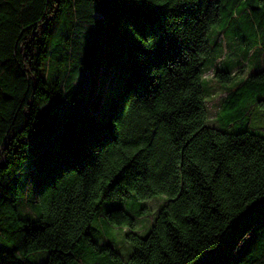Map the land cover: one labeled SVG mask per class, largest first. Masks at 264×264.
<instances>
[{"label": "trees", "instance_id": "obj_1", "mask_svg": "<svg viewBox=\"0 0 264 264\" xmlns=\"http://www.w3.org/2000/svg\"><path fill=\"white\" fill-rule=\"evenodd\" d=\"M211 72L243 74L227 129ZM260 103L264 0H0V264H264ZM158 195L138 230L124 200Z\"/></svg>", "mask_w": 264, "mask_h": 264}, {"label": "rangeland", "instance_id": "obj_2", "mask_svg": "<svg viewBox=\"0 0 264 264\" xmlns=\"http://www.w3.org/2000/svg\"><path fill=\"white\" fill-rule=\"evenodd\" d=\"M228 43V41H227ZM233 48V46H231ZM231 48V49H232ZM234 49H232L233 52ZM239 50H236L234 54H238ZM226 57V56H225ZM224 59V58H223ZM226 60H231L230 62L232 64H237V71L238 72H243L245 73L244 75H248V73L253 71L252 64L254 61L256 62V55L253 54L252 52L249 54H245L244 52L241 54L240 57H235V56H227ZM227 66L229 64H226ZM232 68V67H231ZM106 73L102 76V82L104 83L107 79V76L109 75ZM212 72L209 73L208 75H205L203 78V86L204 89L206 90V95H205V101L209 110V116L210 118L215 121L214 119L217 117L215 123L209 122L211 126L219 128V129H227V121H226V115L230 114L233 112L232 108V102L229 103L227 99H224L223 97L227 93L228 89H231L235 86L236 82L241 80L243 78L242 75H237L232 79V82L229 84H218L217 81L215 82V79H211ZM212 81V82H211ZM117 84L116 80L114 79L112 81V85ZM225 93V94H224ZM253 115V120L251 123V129L254 130H262V134L264 136V104L260 103L257 104L252 112ZM229 131H240L241 128L236 125V126H231L228 128ZM30 180L27 183L25 192H26V200L29 201V203H32L33 197H34V192L36 189V178L34 176H29ZM168 197L165 195H158L153 198H149L146 200H139V201H133L131 199H126L123 202L124 207H126L129 211H139L140 209H144V207L147 209L146 211L143 212L142 217V223H139L138 225V230L144 229L148 224H149V219L151 216L158 212L160 204L162 205L163 203L167 202ZM121 202L119 203H113L111 206H118ZM111 206H107L106 208H110ZM134 212V213H135ZM103 218L99 217V219L95 222L96 226H98V229H106L107 234L105 235L107 239H103L100 234V241L104 242L110 239L111 241H115L117 243V246L119 247L120 252H122L125 256L124 259H126V255L128 254V251L130 250L129 247L126 245L130 244L128 241L124 240L125 243L123 242L124 236L122 235V231L120 229H107L105 226L102 224ZM144 220V221H143ZM120 231V232H119ZM98 230L96 228V231H94V237H97L98 235ZM122 235V236H121ZM99 236V235H98ZM121 253V254H122ZM130 264V263H129Z\"/></svg>", "mask_w": 264, "mask_h": 264}]
</instances>
